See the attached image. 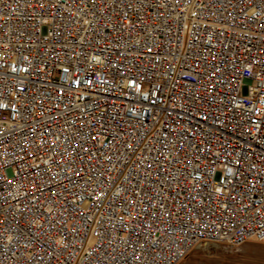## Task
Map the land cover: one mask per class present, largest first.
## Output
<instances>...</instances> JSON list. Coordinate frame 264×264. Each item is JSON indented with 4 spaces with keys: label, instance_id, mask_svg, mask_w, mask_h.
<instances>
[{
    "label": "built area",
    "instance_id": "2783aa9c",
    "mask_svg": "<svg viewBox=\"0 0 264 264\" xmlns=\"http://www.w3.org/2000/svg\"><path fill=\"white\" fill-rule=\"evenodd\" d=\"M264 244V0H0V264H177Z\"/></svg>",
    "mask_w": 264,
    "mask_h": 264
},
{
    "label": "rangeland",
    "instance_id": "374dc122",
    "mask_svg": "<svg viewBox=\"0 0 264 264\" xmlns=\"http://www.w3.org/2000/svg\"><path fill=\"white\" fill-rule=\"evenodd\" d=\"M177 264H264V244L249 241L238 247H198L189 251Z\"/></svg>",
    "mask_w": 264,
    "mask_h": 264
}]
</instances>
